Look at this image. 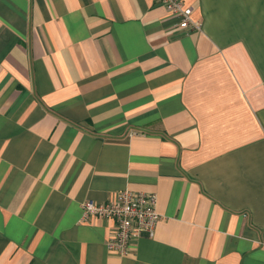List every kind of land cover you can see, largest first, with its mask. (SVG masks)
Segmentation results:
<instances>
[{
    "label": "crops",
    "instance_id": "0c3cea01",
    "mask_svg": "<svg viewBox=\"0 0 264 264\" xmlns=\"http://www.w3.org/2000/svg\"><path fill=\"white\" fill-rule=\"evenodd\" d=\"M0 0V264H264V0ZM155 193L121 256L82 205Z\"/></svg>",
    "mask_w": 264,
    "mask_h": 264
},
{
    "label": "built area",
    "instance_id": "2783aa9c",
    "mask_svg": "<svg viewBox=\"0 0 264 264\" xmlns=\"http://www.w3.org/2000/svg\"><path fill=\"white\" fill-rule=\"evenodd\" d=\"M173 17L180 20L179 29L199 31L202 24L192 20V9L183 0H155ZM158 196L155 193L124 190L104 203L92 200L82 205L83 220L101 217L115 222V230L107 247L110 251L128 256L133 251L134 242L142 238H154L161 216L157 210Z\"/></svg>",
    "mask_w": 264,
    "mask_h": 264
}]
</instances>
